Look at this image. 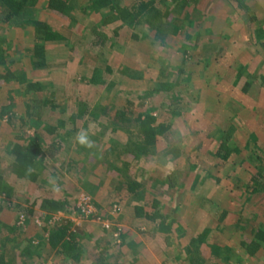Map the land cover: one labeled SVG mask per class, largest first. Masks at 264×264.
I'll return each mask as SVG.
<instances>
[{"label":"rangeland","instance_id":"obj_1","mask_svg":"<svg viewBox=\"0 0 264 264\" xmlns=\"http://www.w3.org/2000/svg\"><path fill=\"white\" fill-rule=\"evenodd\" d=\"M154 1L159 33L107 7L84 12L90 0L65 15L40 2L18 18L65 37L45 42L40 65L32 28L3 25L26 80L0 86V237L15 264H264V0ZM160 80L176 84L166 92ZM29 81L46 101L39 119L23 107ZM141 113L168 124L169 138L134 156ZM35 131L61 149L34 181L18 179L7 149ZM129 181L141 185L134 195ZM45 197L68 204L46 217ZM154 201L161 216H136ZM62 218L78 237L65 256L44 244ZM30 240L38 256L27 258Z\"/></svg>","mask_w":264,"mask_h":264},{"label":"trees","instance_id":"obj_2","mask_svg":"<svg viewBox=\"0 0 264 264\" xmlns=\"http://www.w3.org/2000/svg\"><path fill=\"white\" fill-rule=\"evenodd\" d=\"M41 0H0V86L10 84H22L24 83L25 76L19 72L17 67L21 64L22 59L20 57L12 58L10 55V37H7L3 30V25L14 23L15 26L27 29L32 28V31L36 37L35 42L28 50L30 53V62L36 61L39 65L44 63L45 59V42L48 41H64L65 37L61 32L53 31L50 26L39 19H19V15H23L26 10L38 6ZM120 0H90V2L83 8L84 12L87 9H94L98 11L100 7L110 8V11H117L118 18L122 20H131L136 24L145 23L151 29H155L157 33L159 27L157 25L161 22V10L156 6L154 0H139L137 3L127 6L125 8L119 7ZM75 0H49L48 7L52 10L61 12L63 15L66 11L72 9ZM109 12V11H108ZM109 15H114L111 12ZM225 30V29H224ZM223 29L221 30V33ZM177 72L183 73L180 68H177ZM176 84L174 81H161L160 86L163 91H172L173 86ZM40 84L37 82H27L24 85L22 95L28 96L23 107H26V113L28 120H32L36 114L39 119L40 108L45 104V99L42 96L35 94L34 92L40 91ZM34 93L33 95L31 94ZM31 94V95H30ZM8 106H4L1 109V115L8 111ZM142 116V117H141ZM139 124L140 136L137 140H134V148L137 154H145L148 150L155 145L157 137H167L169 125L165 122H158L152 113L139 114L137 119ZM16 136V135H15ZM21 135L16 137V141L11 142L10 147L7 149L8 152L13 156L12 161V172L18 179H25L28 181H34L39 172V168H43L47 165L48 160L55 159L57 153L61 149V144L58 142H52L44 147V143H41V135L38 131H35L33 135H28L22 138V142H19ZM55 144L57 146H55ZM133 146V145H132ZM132 150L126 148L124 153L131 154ZM4 181L0 174V195L4 191ZM140 183L136 181H129L127 183V191L134 195L138 192ZM140 199V198H139ZM68 204L66 199H55L52 197L42 198L39 203V208L45 212L46 217L51 212L63 210ZM158 201H154L153 211L147 210L145 205H136L135 214L136 216H142L149 220H155V218L161 214L158 210ZM151 209V206H150ZM32 209H28V213H31ZM72 221L66 218H62L58 221L56 227L49 229L48 236L44 240L46 247L55 249L61 255H68L74 250L77 244V231L72 228ZM2 227H8L9 232H16V228L13 225L7 226L2 223ZM8 235L0 237V264H15V257L12 256L14 253L7 249ZM31 240L23 245L20 249L21 255L33 257L36 254L35 248L31 247ZM10 252H12L10 254ZM36 256H38L36 254ZM27 257V258H28ZM212 263V262H211ZM213 264H216L214 261Z\"/></svg>","mask_w":264,"mask_h":264},{"label":"clouds","instance_id":"obj_3","mask_svg":"<svg viewBox=\"0 0 264 264\" xmlns=\"http://www.w3.org/2000/svg\"><path fill=\"white\" fill-rule=\"evenodd\" d=\"M78 141L81 145L91 147V143L88 141L87 137L83 133H80L78 135Z\"/></svg>","mask_w":264,"mask_h":264},{"label":"crops","instance_id":"obj_4","mask_svg":"<svg viewBox=\"0 0 264 264\" xmlns=\"http://www.w3.org/2000/svg\"><path fill=\"white\" fill-rule=\"evenodd\" d=\"M44 0H41V2H43Z\"/></svg>","mask_w":264,"mask_h":264}]
</instances>
